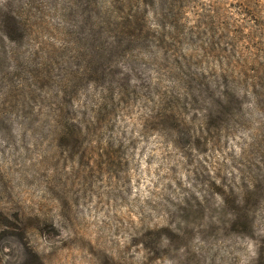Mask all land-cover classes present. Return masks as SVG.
Listing matches in <instances>:
<instances>
[{
  "label": "rangeland",
  "instance_id": "rangeland-1",
  "mask_svg": "<svg viewBox=\"0 0 264 264\" xmlns=\"http://www.w3.org/2000/svg\"><path fill=\"white\" fill-rule=\"evenodd\" d=\"M68 1L0 0V264H264V0Z\"/></svg>",
  "mask_w": 264,
  "mask_h": 264
},
{
  "label": "trees",
  "instance_id": "trees-1",
  "mask_svg": "<svg viewBox=\"0 0 264 264\" xmlns=\"http://www.w3.org/2000/svg\"><path fill=\"white\" fill-rule=\"evenodd\" d=\"M59 0H49V8L54 3L53 10H60L56 3ZM62 1V0H60ZM98 2L99 0H95ZM187 0H100V9L105 14L112 16V18H121L123 26L117 30L119 32L127 29L132 32L135 40H139L144 37V34L148 35L149 31L145 25L149 24L151 18L155 23V28L152 29L155 33L160 31L172 33L176 30L178 24V18L184 11L182 4ZM66 6H63V10H71L72 0L68 1ZM239 11L246 14L251 9V0H237L236 3ZM20 15L18 12L10 7L5 8V19L3 20V29L17 30L20 27ZM111 21L113 22V19ZM176 21V22H175ZM146 32V33H144ZM259 85L257 82L252 85V90L257 93ZM262 87V86H261ZM251 87H249L250 89ZM76 127L67 126L62 129L61 135L66 140L75 139L74 135Z\"/></svg>",
  "mask_w": 264,
  "mask_h": 264
}]
</instances>
